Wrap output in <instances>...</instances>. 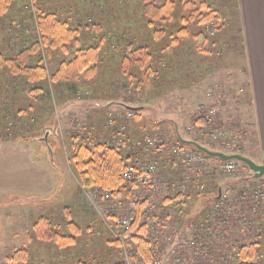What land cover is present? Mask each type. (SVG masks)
Masks as SVG:
<instances>
[{
    "label": "rangeland",
    "instance_id": "obj_1",
    "mask_svg": "<svg viewBox=\"0 0 264 264\" xmlns=\"http://www.w3.org/2000/svg\"><path fill=\"white\" fill-rule=\"evenodd\" d=\"M168 1L171 7L162 11ZM233 2L17 0L7 15H0V51L7 58L20 54L29 77L22 72V78L16 79L7 62L0 66L1 138L42 158L58 180L50 193L0 197V264H9L10 256L24 249L29 258L23 264H136L135 246L117 224L130 215L135 202L148 198L154 210H179L174 204L166 206L164 199L182 191L186 195L188 188L199 185L217 190V182L219 192L227 193L223 202L195 196L181 207L187 215L205 211L215 218L194 215L198 221L189 222L193 215L180 216V222L172 223L175 230H166L173 240L161 243L155 264H169L174 251L193 264H234L232 248L238 243L233 240L249 244L254 238L250 224L261 227L264 234V199L257 198L258 190H264V176L254 177L252 169L239 161L229 172L217 158L191 168H171L179 138L225 153L239 151L264 164ZM208 9L220 15L214 34L194 19ZM49 14L74 29L76 41L68 45L69 53L63 46L45 43L41 21ZM76 51L96 52L94 60L78 74L64 72L68 65L62 62L72 61ZM37 66L45 76L39 74L35 78L44 79L34 82L31 74ZM128 106L133 107L132 117L126 116ZM201 116L211 124H197ZM211 132L221 136L211 138ZM146 135L157 138L154 148L137 146ZM74 141L126 147L137 175L150 161L158 163V170L148 182L122 196L84 189L72 161ZM206 164L214 167L202 170L210 178L200 183L185 180L184 172ZM222 215L228 218L226 224ZM43 219L46 234L38 232ZM197 225L209 226L203 243L175 249L183 239L195 238ZM57 232L76 234V243L62 248L55 241ZM175 240L180 241L175 244ZM262 250L257 264H264V245Z\"/></svg>",
    "mask_w": 264,
    "mask_h": 264
},
{
    "label": "trees",
    "instance_id": "obj_2",
    "mask_svg": "<svg viewBox=\"0 0 264 264\" xmlns=\"http://www.w3.org/2000/svg\"><path fill=\"white\" fill-rule=\"evenodd\" d=\"M17 0H0V15H7L13 6V4ZM171 2L168 1V3L162 8V11L165 9H168L171 7ZM204 7H206V4H201ZM200 7L196 10L199 11ZM218 18L220 19V15L216 13V11L208 9V11L200 12L197 16L194 15V19L197 20L199 23L206 24L208 28H211V33L214 34L215 28L218 25ZM42 33L45 43L49 44V46L52 45H60L65 52H70V49L68 48V45L72 43V41L75 40V33L74 29H72L69 24H61L59 20L56 18V15L49 14L46 18H44L42 21ZM242 38V35H240ZM199 37V36H198ZM243 40V39H242ZM76 41V40H75ZM201 46V44H199ZM75 57H73V60L70 62H62L63 65H68L64 68V72L68 71H77V74L79 70H84L88 66H90V62L94 60L95 53L93 51L90 52H82V51H76ZM21 55H24V51L21 52ZM130 59V57H127ZM126 58V59H127ZM9 67L11 74L16 79L22 78L20 74L22 72L25 73L26 79L29 80L28 77V67L24 66L20 54H18L15 58H7L4 56V54L0 51V66L4 65V63ZM161 65H164V62H161ZM39 74L45 76V70L41 68L40 66L34 67L33 73L31 74L32 81L36 82L37 80H43L44 76L40 79H36L35 77ZM128 108V107H127ZM131 111V109H130ZM132 112V111H131ZM127 116V114H126ZM197 124H201L203 126H208L211 124V120H208L205 116H201L196 119ZM2 135H0V142H2L3 138H1ZM48 146L50 145L48 141H46ZM157 142V141H156ZM75 150L72 153V161L75 165V169L78 173L79 182L82 188L84 189H92L95 188L107 196H122L124 193H130L131 188H136L139 183H144L141 181V178L143 176V171H139L140 175H137L135 167L130 163L128 150L125 146L121 149L120 147L113 146L107 143L103 144H90L86 141H74ZM157 145V143H156ZM155 145V146H156ZM176 145H181L183 147H188L190 149L202 151L197 147V142L195 141H183L181 138L178 139V142ZM175 145V146H176ZM154 146V147H155ZM174 146V147H175ZM50 147V146H49ZM152 147V148H154ZM173 147V148H174ZM166 151V150H164ZM127 152V153H126ZM203 152V151H202ZM207 159L211 158H217L221 162H218L220 164H225L226 161H222L218 157H212L203 152ZM233 153H240L239 151H234ZM177 160V157L175 155V152L173 150V158H171V168L175 170H180L182 168L186 167H179L175 168L173 166V163ZM212 160V159H211ZM232 161V160H231ZM154 162V161H150ZM237 162V161H236ZM157 163V162H156ZM238 163V162H237ZM158 165V163H157ZM212 165H207L198 169L197 171H191L190 172H184L185 180L195 179L197 183L204 182L206 179L210 178L208 175H205V173L202 171L203 169H209ZM191 168V167H190ZM212 169V168H211ZM128 170H132L135 174V179H129L124 176V173ZM158 170V167H157ZM156 170V172H157ZM155 172V173H156ZM154 175V174H153ZM254 176V175H253ZM218 188L207 190L203 185L197 186L194 190L189 189L187 191L188 193L186 195H181L182 193L185 194V192H180V194H176L170 197H167L164 199L163 203L167 205L178 206L176 208H180L179 210H171V211H157L151 208V201L148 200V198L138 200L134 204V208L130 211V215L128 217H123L118 220L117 224L120 225V228H118L120 233H122L123 237L127 240H130L133 245L135 246L134 253L132 254L135 258V260L140 257L141 259H144L146 263L149 264H155L158 255H157V249L159 248L158 242H155L153 240V233L154 231L159 230V235L163 236L166 234L167 229L175 230L173 227V222H180L177 221L180 218H182L184 215L186 218L190 215H193L194 212H190L187 215L186 209L182 210L181 207H184L185 205H189L190 201H192L193 197L195 196L204 197V200H207L206 197L209 198L215 197L217 201L221 200V192H219V185L217 184ZM185 189V188H184ZM221 191V190H220ZM196 192V194H195ZM185 197V198H184ZM185 201L183 203L182 201ZM185 204V205H184ZM252 211V210H250ZM249 211V212H250ZM203 213V215H201ZM220 214H218L219 216ZM164 222H162V218ZM182 216V217H180ZM199 218V216H203V219L209 218L208 214L203 212L197 213L195 215ZM193 215L191 219H187L192 222L198 221L197 218ZM191 217V216H190ZM221 217V216H219ZM178 218V219H177ZM171 219L172 221L169 222L166 220ZM227 216L223 218V223L226 224L227 222ZM232 220V219H231ZM124 221H127L124 223ZM76 223L72 222L73 227L79 232L80 228L77 226H74ZM164 224L168 225V228L165 229ZM47 222L43 219L41 221V224L38 225V232H41L43 234H46L47 230ZM250 228L253 230L251 235L254 237L252 241H250L249 244L247 243H240L237 239H234L236 245L233 246V261H235L234 264H257L255 260H259L261 257L260 253L262 250V245H264L263 237L264 234L262 232L261 227H252L250 224ZM207 232V231H206ZM206 232H204L199 225H197L195 229V234L198 236L204 235ZM213 235V234H212ZM209 236V234H208ZM219 240L218 243L221 244V233L218 235ZM258 240V241H257ZM55 241L59 246L62 248H67L68 246L73 245L76 243V234H72L71 236H65L57 232ZM116 243L120 244L119 240L115 241ZM29 258V251L24 250H17L15 251L9 258L8 263L9 264H23L24 262H27ZM264 262V260H262ZM116 264H127L125 261H120ZM261 264V263H260Z\"/></svg>",
    "mask_w": 264,
    "mask_h": 264
},
{
    "label": "crops",
    "instance_id": "obj_3",
    "mask_svg": "<svg viewBox=\"0 0 264 264\" xmlns=\"http://www.w3.org/2000/svg\"><path fill=\"white\" fill-rule=\"evenodd\" d=\"M233 3L238 11L237 24L242 30L254 120L264 149V0H234ZM46 164L21 144L9 140L0 142V197L54 191L58 180ZM192 239L197 246L206 238L195 235Z\"/></svg>",
    "mask_w": 264,
    "mask_h": 264
},
{
    "label": "built area",
    "instance_id": "obj_4",
    "mask_svg": "<svg viewBox=\"0 0 264 264\" xmlns=\"http://www.w3.org/2000/svg\"><path fill=\"white\" fill-rule=\"evenodd\" d=\"M211 113H213V110L211 111ZM133 116V112L128 111L127 117H132ZM209 136L211 138L214 139H219V137L221 136V134L219 132H211L209 134ZM157 138L150 136V135H146L144 136L140 141L137 142V146L141 147V148H145L146 150L154 147L156 145ZM175 155L177 157V160L173 163V166L175 168H179V167H193L192 165L194 164H205L207 162V156L202 152V151H198V150H192V149H188L185 148L181 145H176L173 148ZM238 165V163L234 160L232 161H226V163L224 164V168L231 172L234 171L236 169V166ZM157 163L156 162H148L146 163L145 167H142L141 171H143V176L141 178L142 182H148L151 177L153 176V174H155L156 170H157ZM124 176L126 178L129 179H135V174L133 173L132 170H128L124 173ZM227 196V193H222L221 192V200L219 202H223L225 197ZM257 198H261L264 199V190L263 189H259L257 192ZM209 218L214 217L215 215H210V213L208 214ZM127 221H124V223H126ZM203 222V221H200ZM200 228L204 231V232H208V227H205L204 225H199ZM197 227V226H196ZM211 230V229H210ZM208 235V234H207ZM153 240L155 242H158V247H160L162 242H171L173 239L171 238V236L164 234L163 236L159 235V230L154 231L153 233ZM181 240V239H180ZM180 240H175V244H177V242H179ZM174 244V245H175ZM188 244H191L193 246H195L194 244V240L191 238H187V239H183L181 244L175 248V249H180ZM200 243L197 244V246H199ZM195 246V247H197ZM173 258L172 260H169V264H193L192 262H190L189 260H183L181 258V256H179L177 251L173 252ZM136 264H148L146 263V261L144 259H141L140 257H138ZM199 264V263H196Z\"/></svg>",
    "mask_w": 264,
    "mask_h": 264
},
{
    "label": "water",
    "instance_id": "obj_5",
    "mask_svg": "<svg viewBox=\"0 0 264 264\" xmlns=\"http://www.w3.org/2000/svg\"><path fill=\"white\" fill-rule=\"evenodd\" d=\"M132 108L133 107L128 106V109H132ZM48 133H50V130L48 131ZM181 139L183 141H188V140H185L183 138H181ZM46 141H47V138H46ZM197 147L200 150H202L203 152H205L206 154H208L209 156L218 157L223 161L235 160V161H239V162H244L245 164H247L250 167V169H252V171L254 172V177H256V178H261L262 176H264V164L256 163L254 160L250 159L249 157H247L241 153H225L223 151H217V150L210 149V148H208L204 145H201L199 143H197Z\"/></svg>",
    "mask_w": 264,
    "mask_h": 264
}]
</instances>
